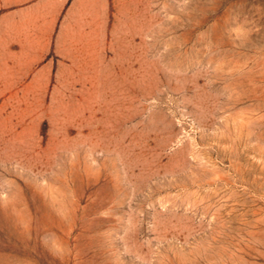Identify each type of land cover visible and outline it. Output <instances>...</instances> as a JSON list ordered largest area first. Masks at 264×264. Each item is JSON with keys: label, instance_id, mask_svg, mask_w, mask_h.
<instances>
[{"label": "rangeland", "instance_id": "1", "mask_svg": "<svg viewBox=\"0 0 264 264\" xmlns=\"http://www.w3.org/2000/svg\"><path fill=\"white\" fill-rule=\"evenodd\" d=\"M0 264H264V0H0Z\"/></svg>", "mask_w": 264, "mask_h": 264}, {"label": "crops", "instance_id": "2", "mask_svg": "<svg viewBox=\"0 0 264 264\" xmlns=\"http://www.w3.org/2000/svg\"><path fill=\"white\" fill-rule=\"evenodd\" d=\"M25 49L23 47V43L22 44H19V46H17L16 48V52L19 53V54H22L24 53ZM19 59H30L29 57H19ZM36 59H40V57H36Z\"/></svg>", "mask_w": 264, "mask_h": 264}]
</instances>
